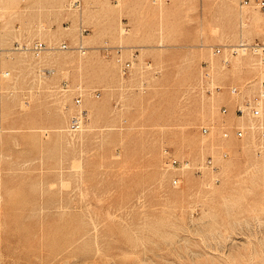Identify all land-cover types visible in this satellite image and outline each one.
Listing matches in <instances>:
<instances>
[{
  "label": "rangeland",
  "instance_id": "1",
  "mask_svg": "<svg viewBox=\"0 0 264 264\" xmlns=\"http://www.w3.org/2000/svg\"><path fill=\"white\" fill-rule=\"evenodd\" d=\"M0 17L3 47L47 45L1 57L0 264H264V147L228 89L264 79L227 47L264 39L257 0H0ZM166 147L218 169L174 184Z\"/></svg>",
  "mask_w": 264,
  "mask_h": 264
},
{
  "label": "built area",
  "instance_id": "2",
  "mask_svg": "<svg viewBox=\"0 0 264 264\" xmlns=\"http://www.w3.org/2000/svg\"><path fill=\"white\" fill-rule=\"evenodd\" d=\"M250 0H244L245 3H248ZM81 0H73V4L80 5ZM257 4L260 8H264V0H257ZM2 20L0 17V76H8L10 74L9 70L3 69L2 63H1V57L4 52H14L18 50V47H22L25 45L26 49H29L33 52V54L38 57L42 54V52L47 47L46 43H44L40 39H35L34 41H31L27 44H22L19 41H16V43L13 44L12 47L6 48L3 47L2 44ZM62 47H69L67 42L62 43ZM80 50L85 51V45L83 43H80L77 46ZM240 47L244 49H252L255 53H257L259 56L264 58V39H255L254 43H248L247 41H241ZM223 46L218 45L215 47V53L221 52ZM232 53L237 52L238 48L236 46H231ZM131 67V61L127 60L126 63L123 66L124 71H127ZM48 71H53V69L47 68ZM229 91L234 94L238 101L235 105V111L239 115H247L249 116L253 124L251 125V128L254 129L257 137V142L260 147H264V111L262 107V102L264 101V79H262L259 82V85L254 90L252 87V83L248 82V84L243 85H237L233 84L228 87ZM98 93V92H97ZM75 102L80 105L83 102V97L81 92H76L74 96ZM223 112L228 111V107L226 105L222 106ZM84 115L85 111L83 109H80L77 113H75L70 120V129L72 130H78L82 127L83 121H84ZM211 130V127L208 125H205L202 127L203 133H209ZM245 129L242 127H237L234 130V135L240 137L245 134ZM224 137L230 136V131L225 130L223 131ZM228 152H224L223 156H227ZM164 158L165 163L164 166L167 169H175L176 174L173 177V183L179 184L181 181L180 178V172L187 168H194L195 172H202L205 168H211L213 170L218 169V165L215 163L214 158L212 156H208L204 161L199 162L194 167H192L191 162L188 159H180L173 155L171 150H169L168 147L164 149Z\"/></svg>",
  "mask_w": 264,
  "mask_h": 264
},
{
  "label": "bare ground",
  "instance_id": "3",
  "mask_svg": "<svg viewBox=\"0 0 264 264\" xmlns=\"http://www.w3.org/2000/svg\"><path fill=\"white\" fill-rule=\"evenodd\" d=\"M251 1V0H250ZM250 1L248 2V3H245L244 2V0H243V3L244 4H249L250 3ZM243 20V19H242ZM2 33H3V26H2ZM241 41H245V40H241ZM240 41V42H241ZM240 42L239 43H237V44H228V46L227 47H229V49L231 50V46H236L237 48H238V51L237 52H234V53H238L239 51H246V50H251V51H253L252 49H250V48H248V49H244V48H242V47H240ZM248 42V41H247ZM253 43H254V41H252ZM252 42H248V43H251L252 44ZM225 45V44H224ZM227 45V44H226ZM221 46V45H220ZM223 46V45H222ZM216 47V46H215ZM215 47H214V52H215ZM221 52H222V50H221ZM232 52V51H231ZM254 52V51H253ZM217 53H220V52H217ZM264 59V58H263ZM263 103V102H262ZM262 107H263V104H262ZM82 108V107H81ZM72 130V129H71ZM203 141H205V140H203ZM203 147V146H202ZM203 149V148H202ZM203 158V157H202Z\"/></svg>",
  "mask_w": 264,
  "mask_h": 264
}]
</instances>
